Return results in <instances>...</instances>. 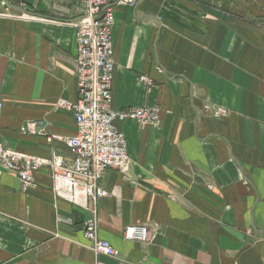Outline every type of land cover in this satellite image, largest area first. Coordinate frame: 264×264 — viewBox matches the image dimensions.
<instances>
[{
    "label": "crops",
    "instance_id": "0c3cea01",
    "mask_svg": "<svg viewBox=\"0 0 264 264\" xmlns=\"http://www.w3.org/2000/svg\"><path fill=\"white\" fill-rule=\"evenodd\" d=\"M83 14L84 0H0L6 148L73 162L76 115L60 101L79 98ZM114 14L112 107L159 106L160 124L116 121L131 163L105 171L108 195L84 201L95 213L56 197L50 164L28 189L0 164V264H115L84 237L93 216L130 264H264V0H138ZM131 224L150 241L126 240Z\"/></svg>",
    "mask_w": 264,
    "mask_h": 264
},
{
    "label": "built area",
    "instance_id": "2783aa9c",
    "mask_svg": "<svg viewBox=\"0 0 264 264\" xmlns=\"http://www.w3.org/2000/svg\"><path fill=\"white\" fill-rule=\"evenodd\" d=\"M138 0H84V14L75 24L77 55L75 58L79 98L77 102L61 100L60 105L72 109L76 115V134L69 139L74 155L70 164L52 152L47 161L17 150H11L0 142V164L15 172L23 189L35 184L36 172L46 164L51 165L52 190L56 197L66 199L90 213L84 201L88 197L103 198L108 192L100 186L107 169H117L127 175L131 159L127 140L118 129L116 121H135L139 126L160 124L159 106L113 109L112 88L115 74L113 26L116 8L136 5ZM148 82L146 77H141ZM3 107L0 100V109ZM225 109L216 115H225ZM56 136L48 138L52 142ZM132 184L137 185L136 181ZM95 215V214H92ZM126 240L147 243L151 239L150 227L146 224H131L124 229ZM84 237L96 252L113 258L115 264H130L122 252L109 241L98 236L97 221L93 217L85 221Z\"/></svg>",
    "mask_w": 264,
    "mask_h": 264
}]
</instances>
